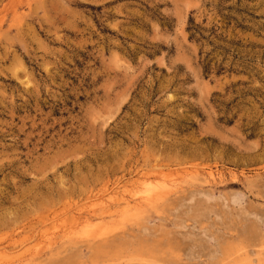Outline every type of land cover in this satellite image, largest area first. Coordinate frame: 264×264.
Instances as JSON below:
<instances>
[{"label": "rangeland", "instance_id": "obj_1", "mask_svg": "<svg viewBox=\"0 0 264 264\" xmlns=\"http://www.w3.org/2000/svg\"><path fill=\"white\" fill-rule=\"evenodd\" d=\"M109 263L264 264V0H0V264Z\"/></svg>", "mask_w": 264, "mask_h": 264}, {"label": "bare ground", "instance_id": "obj_2", "mask_svg": "<svg viewBox=\"0 0 264 264\" xmlns=\"http://www.w3.org/2000/svg\"><path fill=\"white\" fill-rule=\"evenodd\" d=\"M208 176H209V180H211L210 182H212V181H215V180H217L216 179V177L213 175V173H210V174H208ZM154 178H159V175H155V176H153ZM152 183V182H151ZM163 183V182H162ZM146 185H147V183H146ZM145 185V186H146ZM154 185V184H153ZM161 185V184H160ZM152 187V186H151ZM153 190V189H152ZM158 190V189H157ZM152 192V191H151ZM155 192V191H154ZM154 192L153 193H151V194H148V191H147V195H149L150 197H151V195L153 196L154 195ZM144 194H145V192H144ZM138 195V194H137ZM137 197H139V196H137ZM134 198V197H133ZM136 200V199H135ZM126 202V201H125ZM107 204V203H106ZM129 205V204H128ZM86 228V227H85ZM135 257V256H134ZM144 258V257H143ZM115 259V258H114ZM132 260V259H131ZM139 260H140V258H139ZM145 260V259H144ZM153 261V260H152ZM144 262V261H143ZM132 263V262H131ZM148 263V262H147ZM151 263V262H150ZM149 263V264H150ZM153 263H154V261H153ZM110 264V263H109Z\"/></svg>", "mask_w": 264, "mask_h": 264}]
</instances>
